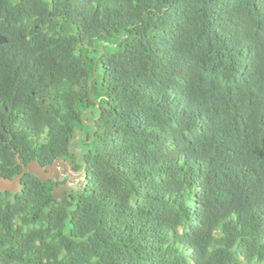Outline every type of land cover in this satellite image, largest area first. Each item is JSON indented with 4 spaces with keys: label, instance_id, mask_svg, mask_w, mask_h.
<instances>
[{
    "label": "trees",
    "instance_id": "16d2710c",
    "mask_svg": "<svg viewBox=\"0 0 264 264\" xmlns=\"http://www.w3.org/2000/svg\"><path fill=\"white\" fill-rule=\"evenodd\" d=\"M0 36V264H264V0H0Z\"/></svg>",
    "mask_w": 264,
    "mask_h": 264
},
{
    "label": "rangeland",
    "instance_id": "374dc122",
    "mask_svg": "<svg viewBox=\"0 0 264 264\" xmlns=\"http://www.w3.org/2000/svg\"><path fill=\"white\" fill-rule=\"evenodd\" d=\"M63 166V165H61ZM60 172L61 169L59 168ZM52 174L55 172V168L51 170ZM74 177H70V184L69 186L63 188V190H60L61 194L65 189L70 191V194H81L86 189V184L84 179H82V176L78 177V173H75L73 175ZM3 185V183H1ZM62 189V188H61Z\"/></svg>",
    "mask_w": 264,
    "mask_h": 264
},
{
    "label": "water",
    "instance_id": "95a60500",
    "mask_svg": "<svg viewBox=\"0 0 264 264\" xmlns=\"http://www.w3.org/2000/svg\"><path fill=\"white\" fill-rule=\"evenodd\" d=\"M8 42V39L4 36H0V44L3 45V44H6ZM63 190V188L61 189Z\"/></svg>",
    "mask_w": 264,
    "mask_h": 264
}]
</instances>
